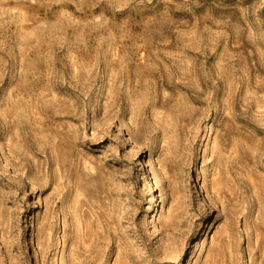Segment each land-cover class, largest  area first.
<instances>
[{
    "label": "rangeland",
    "instance_id": "rangeland-1",
    "mask_svg": "<svg viewBox=\"0 0 264 264\" xmlns=\"http://www.w3.org/2000/svg\"><path fill=\"white\" fill-rule=\"evenodd\" d=\"M0 264H264V0H0Z\"/></svg>",
    "mask_w": 264,
    "mask_h": 264
}]
</instances>
